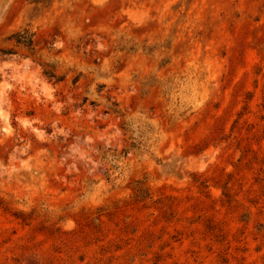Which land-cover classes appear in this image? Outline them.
Returning <instances> with one entry per match:
<instances>
[{
	"label": "rangeland",
	"instance_id": "374dc122",
	"mask_svg": "<svg viewBox=\"0 0 264 264\" xmlns=\"http://www.w3.org/2000/svg\"><path fill=\"white\" fill-rule=\"evenodd\" d=\"M156 7L169 24L163 47L190 76L191 102H204L165 128L163 159L156 160L164 171L134 169L98 203L82 204L79 184L50 181L52 212L39 211L36 200L25 212L23 190L6 184L0 264H264V0H156ZM149 27L157 40L163 36ZM13 103L19 112L16 94ZM24 111L37 115L34 105ZM69 207L78 209L68 213L71 232L61 227Z\"/></svg>",
	"mask_w": 264,
	"mask_h": 264
},
{
	"label": "clouds",
	"instance_id": "9594fccd",
	"mask_svg": "<svg viewBox=\"0 0 264 264\" xmlns=\"http://www.w3.org/2000/svg\"><path fill=\"white\" fill-rule=\"evenodd\" d=\"M153 24L163 32L159 40ZM168 28L156 0H0V49H14L0 51V188L23 190L22 210L36 200L39 211H54L45 203L50 181L79 184L81 203H98L134 169L164 171L156 160L163 159L165 128L204 103L191 102L190 76L163 47ZM155 44L160 49L147 55ZM61 76L66 84L58 82ZM29 105L36 116L25 114ZM77 210L65 209L66 231L76 228L68 213Z\"/></svg>",
	"mask_w": 264,
	"mask_h": 264
}]
</instances>
